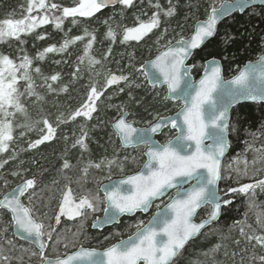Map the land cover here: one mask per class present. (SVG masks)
<instances>
[{
    "label": "trees",
    "instance_id": "trees-1",
    "mask_svg": "<svg viewBox=\"0 0 264 264\" xmlns=\"http://www.w3.org/2000/svg\"><path fill=\"white\" fill-rule=\"evenodd\" d=\"M220 1L171 0L175 14L165 17L161 13L160 26L139 42L120 43L122 30L125 26H134L137 23L135 21L137 15H141L142 20L145 21L152 16L156 8L150 6L149 0H135V7L123 10V14L117 20L110 22L117 33L115 43L106 38L108 31L106 28L110 14L122 9V6L102 10L93 18H78L79 22L75 25L71 22L72 18H68L64 22L63 31L57 30L52 24L44 25L33 33L22 36L23 44L17 40L0 43V53L9 55L17 62L24 54L33 58V69L36 67L41 69V74L35 73L34 70L32 72L35 92L43 97L42 100H38L36 96H29L27 93L21 97L22 103L27 108V119L18 113L14 123L23 125L27 122L32 124L35 130L15 128V140L10 143L9 151L0 154V161L8 160V163L0 168V190L3 188L2 191L8 192L23 180L35 178L37 183L35 189L30 191V193L34 192L31 201L27 196L24 202L40 221L48 225L54 224V215L58 211L57 200L65 190L66 184L77 195L83 194V191H90L102 199L100 182H98L100 179L109 176L117 178L138 171L144 162L143 148L122 149L111 129V124L119 113L116 104H125L132 119L146 123L153 120L154 115L165 116L177 111L179 104L164 101L163 92L161 95H155L156 91H150L147 86L137 88L133 85L129 88L124 84L121 85L125 89L124 92H117L112 98H108L113 90L110 87L96 101L97 110L92 114L91 120L77 117L74 121L59 123L57 126V118L63 114V119L67 120L72 112L80 108L87 101L93 83L97 84L98 89L101 88V79L105 71L113 72L125 68L126 60L118 65L116 61L122 51H134L137 57L133 67L131 66L133 71L126 68L123 74L133 77L140 74L141 65L155 56L154 42L159 36H164L165 45L169 42H177L181 38H188L193 32L195 23L205 20L211 8L217 7ZM51 2L62 7L76 6V0H51ZM156 2L157 0H152L153 4ZM28 3L29 0H0V20L26 17ZM159 4L166 10L169 7V0H159ZM32 15L37 13L34 11ZM106 20L107 24L104 23ZM85 28L96 36L90 55L100 60L101 64L90 69L87 59L83 64L78 60V57L84 55L88 37L70 45L65 52L48 53L44 60L36 59L37 53L50 45L55 44L59 47L66 38L83 36ZM39 35L45 38L37 39ZM109 48H111L110 54ZM263 53L264 7L257 6L244 14H234L219 26L216 36L191 60L194 66L193 75L198 79L205 62L217 58L223 64L225 77L229 78ZM126 57L127 55L124 56ZM78 67L80 71L77 73ZM97 72L101 75L97 76ZM57 73L60 75L57 82L48 81L56 89L50 92L43 77ZM63 86H67V92L60 90ZM19 87L23 92L26 82L20 81ZM43 118H47L56 127V137L30 149L29 143L39 139L42 134L38 129L43 125L36 124V121ZM82 129L88 134L85 140L88 146L86 151L79 145L73 147L78 139L75 137L79 133L82 134ZM21 132L25 134L21 136ZM68 136L72 139L65 140ZM173 136L174 132L166 130L159 140L166 143ZM229 142L230 153L224 160L222 168L224 179L220 182V193H225L229 187H238L241 184L264 179V104H241L232 110ZM13 154L16 158L9 159ZM65 160L72 167L64 169ZM102 160L105 163L108 160H115L116 164L112 166L111 171L107 166L100 170L90 168L85 178L82 169L87 167L90 161L99 163ZM117 165H122L123 171ZM245 169L247 175L244 174ZM13 172H19L20 175L14 176ZM5 180L8 184L4 188L2 183ZM229 195L232 203L223 209L219 222L189 244L178 258L177 264H261L259 256L264 255V247L256 245L254 240L247 241L240 235L239 229L243 226L247 234L264 235V189H256L254 195L251 192L247 195ZM156 205L152 212L157 210ZM209 211L210 207H206L200 215L205 217ZM100 214L101 212H97L95 215ZM258 216L261 219L259 224ZM94 217L91 215L74 222L66 220L56 225V232L50 240L47 256H63L76 249L78 245L89 248L107 246L112 243V239L114 242L132 235L136 231V225L140 221L146 223L150 216L137 214L131 218H123L119 225L105 229L103 232L92 229ZM238 221L243 223L237 224ZM247 225H251V228ZM8 240L12 241L11 245L8 244ZM236 241H239V244ZM65 244L68 245L67 248L64 247ZM217 245H220L219 249L213 251ZM33 251L38 252L33 246L14 237L10 215L0 210V258L9 257L7 262L0 259V264H41L39 255H31Z\"/></svg>",
    "mask_w": 264,
    "mask_h": 264
},
{
    "label": "snow or ice",
    "instance_id": "snow-or-ice-1",
    "mask_svg": "<svg viewBox=\"0 0 264 264\" xmlns=\"http://www.w3.org/2000/svg\"><path fill=\"white\" fill-rule=\"evenodd\" d=\"M250 2L252 0H224L219 8L213 6L207 20L197 22L195 32L189 39L181 38L175 44L169 42L166 50L157 55L155 60L141 65L142 69L150 67L156 70L143 72L152 87H156L161 82L167 85L169 95L165 99L184 102L183 108L175 117L159 116L155 123L149 122L146 128L135 127V122L127 119L129 113L124 111V106H117L120 117L112 124L114 133L124 147L146 146L145 155L148 160L144 169L118 182L102 186L103 199L90 191H83V194L77 195L66 184L65 190L61 192L58 211L54 215V224L45 225L21 200V197L28 194L31 201L34 192L30 193L29 190L35 189L37 183L35 178L26 179L22 184L3 194V198L0 199V210L10 213L11 226L18 230V233L14 234H19L21 238L38 245V252L33 251L31 255H39L41 264H177L186 245L200 235L206 226L219 219L222 205L232 203L231 199L225 198L226 196L247 195L250 192L254 195L256 189H264V179L241 184L238 187H229L223 196L218 188L219 181L224 179L221 161L230 147L229 110L241 100L264 101V62L241 71L231 81L222 80L219 66L211 67L210 71L206 69L205 76L198 85L191 80L190 72L185 65L192 50L199 48L207 38L213 36L219 19L234 8L242 10ZM149 4L156 8V11L146 21L141 20L137 15V23L134 26L123 28L120 43L141 41L160 26L161 13L165 17L175 14L171 0L166 10L161 7L159 0L154 4L149 0ZM116 5L122 6V15L123 10L135 7V0H76L74 7H62L51 0H29L26 17L0 20V43L17 40L23 44L22 36L29 35L37 28L48 24L63 31L64 22L68 18H72L71 22L75 25L79 22L78 18H93L103 9ZM34 11L37 15H32ZM104 23L107 24L108 21ZM85 37L88 39L84 47V55L78 57V60L83 64L87 59L89 68H94L95 65L101 64V61L90 55L96 36L87 28L84 29L83 36L66 38L59 47L53 44L44 48L37 53L36 59L44 60L48 53L65 52L70 45L83 41ZM44 38L43 35L37 36V39ZM106 38L113 43L117 40V33L111 25L106 32ZM108 52L111 53V48ZM18 61L0 53V154L9 151L10 143L15 140V128L35 130L30 123L26 122L23 125L14 123L18 113L27 119V108L22 103L21 97L27 93L29 96H36L38 100L43 99L35 92L32 76L33 70L41 74V69L39 67L33 69V58L27 54L19 57ZM79 71L78 67L77 73ZM96 75L99 76L101 73L97 72ZM43 79L50 92L56 91L48 81L57 82L60 79L59 73L44 76ZM104 79L105 83L99 89L96 83L92 84L87 101L72 112L67 120L63 119L61 114V117L57 118V126L59 123L74 121L77 117L91 120L92 114L97 110L96 101L113 85L117 86L120 92L125 91L123 87H119L122 82L129 88L133 85L137 88L141 87L138 83L130 82L128 76L117 75L111 70H108ZM20 81L26 82L23 92L19 87ZM60 90L67 92L68 88L63 86ZM129 95L131 96L130 92ZM36 124L43 125L38 129L42 134L39 139L29 143L30 149L56 137V127L47 118L36 121ZM169 124L177 131V135L166 144L159 145L153 140V135ZM24 134V132L20 133L21 136ZM87 135L82 129V134L76 139L73 147L79 145L86 151ZM15 158V154L9 157V159ZM7 163V159L0 161V168ZM114 164H116L115 160H108L106 163L103 160L99 163L90 161L82 172L86 178L90 168L100 170L107 166L111 171ZM117 166L123 171L122 165ZM70 167L72 165L65 160L63 168ZM244 174L247 175V169ZM12 175L18 176L20 173L13 172ZM192 181L194 183L191 187L186 189L183 187L185 183ZM7 184L8 181L5 180L4 186L7 187ZM169 189H176V195L163 207L156 205L157 211L152 218L146 224L140 221L136 225L135 233L126 240H120L103 251L81 246L78 251L63 257L59 255L50 257L45 254L47 245L44 238L53 239V233L56 232L55 225L61 223V217L75 220L103 212V217L96 216L92 224L94 228L103 227L117 223L122 215L148 211L154 201L164 196ZM205 206L211 207L207 218L196 222L198 210ZM249 206L251 207V204ZM242 223L237 222V224ZM257 223H261L259 216ZM247 227L251 228V225ZM239 230L240 235L247 241L254 240L256 245L264 247V235L247 234L243 226ZM236 243L239 244V241ZM8 244L11 245L12 241L8 240ZM64 247L67 248L68 245L65 244ZM219 247L220 245H217L213 251L218 250ZM0 259L7 262L9 257L3 256ZM259 261L264 264V255L259 256Z\"/></svg>",
    "mask_w": 264,
    "mask_h": 264
},
{
    "label": "water",
    "instance_id": "water-1",
    "mask_svg": "<svg viewBox=\"0 0 264 264\" xmlns=\"http://www.w3.org/2000/svg\"><path fill=\"white\" fill-rule=\"evenodd\" d=\"M223 2H224V1H223ZM118 6H120V5H116L115 7L109 6V7L105 8V9H114V8H117ZM257 6L264 7V0H252V2L246 4L245 7H244L242 10H241V9H238V8H234V9H232L228 14L224 15L221 19L218 20L217 25H216V30H215L213 36L207 38V39L204 41V43L201 44V46H200L199 48H197V49H193V50H192L191 55H190V56L188 57V59L185 61V65H186L187 69L189 70V72H190V78H191V80L194 82L195 85H198L199 81L205 76L206 69L210 71L211 67L219 66L220 69H221L222 80H223V81H226V80L231 81V80H233L237 75H239V73H240L241 71H245V70H247V69H248L250 66H252V65H257V64L260 63V62H264V54H262L257 60L250 61V62H248L245 66H243V67L239 70V72H238L236 75H234L233 77L227 79V78L225 77V75H224V70H223V64H222V62H221L219 59H217V58H211V59H209V60H207V61L205 62L204 70H203L202 75L200 76V78H198V79L196 80V79L194 78L193 74H192V71H193V69H194V66L191 64V60L193 59V57L195 56V54H196L197 52H199V51H200V50H201V49H202V48H203V47H204V46H205L210 40H212V39L216 36V34H217V32H218V29H219V26H220L224 21H226V20L229 19L231 16H233L234 14H244L247 10H249V9H251V8H253V7H257ZM219 7H220V6H219ZM219 7H217V8H219ZM210 12H211V11H210ZM210 12H209V14H210ZM209 14H208V16H209ZM207 18H208V17H207ZM207 18H206L205 20H207ZM205 20H201L200 22H203V21H205ZM196 26H197V23H196L195 26H194L193 33L191 34V36H192V35L194 34V32H195ZM191 36H190V37H191ZM190 37H189V38H190ZM189 38H187V39H189ZM187 39H186V40H187ZM175 43H176V42H175ZM175 43H173V44H175ZM165 50H166V49H165ZM165 50H163V51H165ZM163 51H161L160 53H162ZM160 53H159V54H160ZM159 54H158V55H159ZM156 57H157V55H156L153 59L148 60V61H153V60L156 59ZM148 61H146V62H148ZM143 65H145V63H144ZM145 70H147V71H149V72H155V71H156L155 69H152V68H150V67H146V69H142V68H141V71H142V72H144ZM161 80H162V78H161ZM147 82H148V81H147ZM148 85H149L150 87H152L151 84L148 83ZM156 86H157L158 88L166 87V89H167V96L169 95V93H168V88H167V85H166V84H163V83L161 82V83H158ZM232 87H235V86H232ZM168 100H171V101H174V102H181V103L183 104V106H184V102H183V100H175V99H168ZM241 104H264V101H255V102H254V101H250V100H241V101L235 103V104L230 108V110H229V126H230V121H231V112H232V110H233L235 107H237L238 105H241ZM182 108H183V107H182ZM180 110H181V109H180ZM180 110H179V111H180ZM179 111H178V112H179ZM178 112H176V113H178ZM128 113H129V112H128ZM176 113L173 114V115H170V117H175ZM127 119H128L130 122H132V121L130 120V113H129ZM154 123H155V122H154ZM134 126H135V127H138V128H146V127H139V126H136V124H134ZM112 129H113V128H112ZM167 129H171L172 131L175 132V136L177 135V131H176L175 129H173V128L171 127V125L169 124L167 127H165L164 129H162L160 132H158V133H156V134L153 135V140L156 141L159 145H164V144H162V143L158 140V137L161 136L162 133H163L165 130H167ZM113 131H114V130H113ZM118 139H119V138H118ZM173 139H174V138H173ZM228 140H229V131H228ZM119 142H120V140H119ZM120 144H121V142H120ZM121 146H122V145H121ZM142 146H145V145H140L139 147H142ZM139 147H132V146L124 147V146H122V148L125 149V150H129V149H137V148H139ZM146 151H147V149H146ZM146 151H145V152H146ZM145 152H144L145 162H144L143 166L141 167V169H140L139 171H137V172H135V173H133V174H130V175L137 174V173L140 172L142 169H144V165H145V163H146L147 160H148V157L145 155ZM229 153H230V147L228 148V150H227L225 156L222 158V161H221V163H222V168H223L224 160H225V158L229 155ZM130 175H127V176H130ZM127 176H125V177H121V178H116V179H113V180H110V181H107V182L103 183V184L100 186V190H101L103 196H104V191L102 190V186L110 185L112 182H118L119 180L124 179V178H126ZM220 181H221V180H220ZM220 181H219V183H218V188H219V186H220ZM23 182H24V181H23ZM23 182H21L20 184H22ZM192 183H194V181H192V182H188V183H185V184L183 185V187H184L185 189H186V188H189V187H191V184H192ZM18 185H19V184H18ZM29 191H30V190H29ZM175 191H177V190H176V189H169V190L167 191V193H166L164 196H162V197H160L159 199L155 200L154 203H153V205H154L156 202L161 201V200H163L164 198L168 197L170 194H172V193L175 192ZM26 195H27V194H25V196H26ZM175 195H176V194H175ZM175 195H174V196H175ZM221 195L223 196L224 194H221ZM25 196L21 197L22 202H23V198H24ZM174 196H173V197H174ZM2 198H3V197H2ZM2 198H1V199H2ZM225 198H226V199H231V200H232V198H231L229 195L226 196ZM169 202H170V201H169ZM169 202H168V203H169ZM23 204L26 206V204H25L24 202H23ZM228 206H229V205H222V208H221V215H220L219 219H218L216 222L212 223L211 225L206 226V227L202 230V233H201L200 235H198L194 240L190 241V242L186 245V247H187L191 242L197 240V239H198V238H199V237H200V236H201L206 230H208V229L211 228L212 226L216 225V224L219 222V220L221 219V216H222V213H223V209H224V208H227ZM205 207H207V206H205ZM205 207H204V208H205ZM151 208H152V207H151ZM151 208L148 209V211H146V212L137 211V212H135V213H133V214H125V215H122V216L119 217V221H118L117 223L104 225L103 227H96V228L92 227V229H93V230H98V231H104L105 229H108V228L114 227L115 225H119L120 222H121V220H122L123 218H125V217H126V218H131V217H134V216L137 215V214L148 215V214L150 213V211H151ZM204 208L198 210V214H197V216H196V222H200L202 219H206V218H207V217H204V218H202V219H199V218H198L199 214L201 213V211H202ZM2 211H3V210H2ZM6 212H7V211H6ZM7 213H8V212H7ZM8 214L10 215V213H8ZM154 214H155V213H154ZM154 214H153V215H154ZM153 215H152V216H153ZM152 216H151V218H152ZM10 217H11V215H10ZM100 217H103V215L100 216ZM151 218H150V219H151ZM150 219H149V220H150ZM13 233H18V230L13 228ZM14 236H15V238H17V239L20 240V241H23V242H26V243H28V244H31V245L35 246L36 249L38 250V245H36L35 243H31L28 239L21 238V236H20L19 234H14ZM127 238H128V237H127ZM127 238L122 239V240H126ZM118 242H119V241L115 242L114 244H116V243H118ZM46 245H47V247H46V249H45V254L47 253L48 243H46ZM112 245H113V244H112ZM186 247H185V248H186ZM80 248H81V247H80ZM80 248H78L76 251H78ZM105 249H106V248H105ZM97 250H98V251H103L104 249H97ZM76 251H74V252H76ZM74 252H72V253H74ZM72 253H70V254H72ZM70 254H68V255H70Z\"/></svg>",
    "mask_w": 264,
    "mask_h": 264
},
{
    "label": "rangeland",
    "instance_id": "rangeland-1",
    "mask_svg": "<svg viewBox=\"0 0 264 264\" xmlns=\"http://www.w3.org/2000/svg\"><path fill=\"white\" fill-rule=\"evenodd\" d=\"M223 1L224 0H221L220 1V3L218 4V6L217 7H219L222 3H223ZM121 10L122 9H117V10H115V11H113L111 14H110V17H111V19H109L110 21H109V23H108V25H107V30H108V27H109V25H110V22H114L115 20H117L118 18H119V16L121 15ZM140 16V19L142 20V18H141V15H139ZM109 17V18H110ZM135 21L137 22V20H136V16H135ZM114 29V28H113ZM163 35L160 37H158L156 40H155V42H154V48H155V50H156V54H155V56L160 52V51H162V50H164L167 46H168V44H164V42H163ZM172 43V42H171ZM125 55H127V57L126 58H124V56ZM154 56V57H155ZM153 57V58H154ZM117 60V65L118 64H120V63H122V61L123 60H126V64H125V68L124 69H126V68H129L131 71H133V69L131 68V66L133 67V63H134V61L137 59V57H135V52L134 51H131V50H125L124 52L122 51L121 53H120V55H119V57L118 58H116ZM112 60H114V59H112ZM147 60H149V59H147ZM146 60V61H147ZM124 69H121V70H114L112 73H115V74H117V75H120V74H123V72L125 73V71H124ZM127 70V69H126ZM107 72H108V70L107 71H105L104 73H103V76H102V79H101V81H102V86L104 85V83H105V79H104V77H105V75L107 74ZM124 75V74H123ZM127 76L129 77V81L130 82H134V84L135 83H138V84H140L141 85V87H143V86H147V87H149V89H150V91H156L155 92V95H161V93H162V97H163V100L164 101H169V100H167V99H165V97L167 96V90H166V88H162V89H159V88H157V87H150L149 85H148V83H147V80L145 79V77H144V75H143V73L141 72L140 74H138V75H136V76H131V75H128L127 74ZM121 85L123 86L124 85V83L122 82L120 85H119V87H121ZM112 88H113V90H112V94L110 95V96H108V98H112L117 92H120L119 90H118V87L117 86H115V85H113V86H111ZM170 102H172L173 103V101H170ZM174 103H177V102H174ZM179 104V106L177 107V111L179 110V109H181L182 108V106H183V104L180 102V103H178ZM117 106H124V111H126V112H129V110L127 109V107H126V105L125 104H121V103H118V104H116V107ZM118 108V107H117ZM130 113V112H129ZM168 115H170V114H168ZM160 115H154L153 116V120H151V121H149V122H152V123H154L155 121H156V119L159 117ZM162 116V115H161ZM165 116H167V115H165ZM119 117H120V112L118 113V115H117V117L114 119V121L113 122H115L117 119H119ZM131 120L132 121H134L135 122V124H136V126H139V127H148L149 126V122H146V123H141L140 121H138V120H135V119H132V117H131ZM111 129H112V124H111ZM113 131V130H112ZM114 133V132H113ZM114 135H115V133H114ZM81 136V133H79L75 138H79ZM115 137H117L116 135H115ZM118 138V137H117ZM69 139H72V138H70L69 136L68 137H66L65 138V140H69ZM15 148L17 149V147L15 146ZM145 148L146 147H144V150H145ZM142 166V165H141ZM112 179V177H110V179H108V178H103V179H100L98 182H100V184H99V187L101 186V184H103L104 182H107V181H109V180H111ZM2 186L5 188V186H4V183H2ZM2 190H3V188H2ZM2 190H0V199L3 197V194L5 193V191H2ZM74 193H76L75 191H74ZM172 195L173 194H171L168 198H167V200H165L164 202H160L158 205L160 206V207H162L164 204H166L167 203V201L172 197ZM60 198H61V196H59L58 197V200H57V203H59V201H60ZM103 199V198H102ZM57 209H58V205H57ZM89 216H91V215H89ZM97 216H100V215H97ZM95 217H96V215H95ZM95 217L93 218V219H95ZM63 217H61V219H62ZM86 218H88V216L86 217ZM203 218V217H202ZM202 218H200V219H202ZM81 218H77L76 220H80ZM75 220V221H76ZM112 241V243H113V239L111 240ZM111 244V243H110ZM110 244H108V245H110ZM107 245V246H108Z\"/></svg>",
    "mask_w": 264,
    "mask_h": 264
},
{
    "label": "flooded vegetation",
    "instance_id": "flooded-vegetation-1",
    "mask_svg": "<svg viewBox=\"0 0 264 264\" xmlns=\"http://www.w3.org/2000/svg\"><path fill=\"white\" fill-rule=\"evenodd\" d=\"M64 219H65V220H61V222H62V221L69 220V219H67L66 217H64ZM75 220H76V219H75ZM75 220H69V221L74 222ZM96 232H97V231H96ZM98 232H99V231H98ZM102 232H103V231H102ZM101 247H103V246H101ZM101 247H99V248H101Z\"/></svg>",
    "mask_w": 264,
    "mask_h": 264
},
{
    "label": "bare ground",
    "instance_id": "bare-ground-1",
    "mask_svg": "<svg viewBox=\"0 0 264 264\" xmlns=\"http://www.w3.org/2000/svg\"><path fill=\"white\" fill-rule=\"evenodd\" d=\"M173 44V43H172ZM166 49V48H165ZM95 231H97V230H95Z\"/></svg>",
    "mask_w": 264,
    "mask_h": 264
}]
</instances>
